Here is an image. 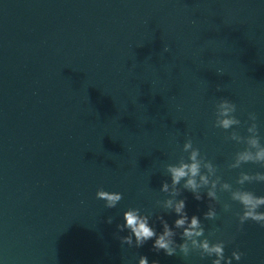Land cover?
<instances>
[{
	"label": "water",
	"instance_id": "95a60500",
	"mask_svg": "<svg viewBox=\"0 0 264 264\" xmlns=\"http://www.w3.org/2000/svg\"><path fill=\"white\" fill-rule=\"evenodd\" d=\"M262 151L264 0H0V264H264Z\"/></svg>",
	"mask_w": 264,
	"mask_h": 264
},
{
	"label": "clouds",
	"instance_id": "9594fccd",
	"mask_svg": "<svg viewBox=\"0 0 264 264\" xmlns=\"http://www.w3.org/2000/svg\"><path fill=\"white\" fill-rule=\"evenodd\" d=\"M165 51H168V49L166 48ZM232 123H233L232 120L226 119L222 121L224 127H229ZM243 158L249 159V157L247 156ZM257 158L264 159V151L258 153ZM192 159L195 160V154H193ZM170 171L172 173L173 183H179L182 178L188 176L189 174H191L192 177H195L198 174L199 166L196 163H192L191 165L183 164L180 167L170 168ZM186 186L195 189L196 187L195 180L188 179ZM97 198L107 201V207L111 208V207H115L116 203L121 199V195L118 193H109L107 191H98ZM197 199H199V197H197ZM239 199L247 209L244 212V219L246 220L250 219L257 223L264 221V212L256 211V209L260 205L264 204V197L253 198L251 194L245 193L242 196H240ZM184 207H185L184 201H180V203L176 207V211L179 213L182 211ZM124 220H125V226L132 230L138 243H143L144 241L150 240L156 235L155 231L148 225L147 221L140 219L134 211L125 212ZM184 222H185L184 219H179L176 221V225L182 226ZM108 223H111L110 218L108 220ZM198 224H199L198 218L196 216H193L191 220L190 228H196L198 227ZM260 224L264 226V223H260ZM193 234L194 233L189 229L185 230L186 236H192ZM195 234L200 235L201 233H195ZM169 235H171V233L170 231L167 230L166 227L164 235H161L157 239H155L153 246L158 249L168 250L169 242L166 240V237ZM203 247L210 252H214L218 257V259H216L213 262V264H220V261L225 259L224 249L222 245H216L211 249H209L207 242H205ZM168 254L171 255V252L169 251ZM241 255L242 254L240 252H234L232 254V258L239 261L241 259ZM140 264H148L147 258L141 257ZM226 264H231V259H228L226 261Z\"/></svg>",
	"mask_w": 264,
	"mask_h": 264
}]
</instances>
